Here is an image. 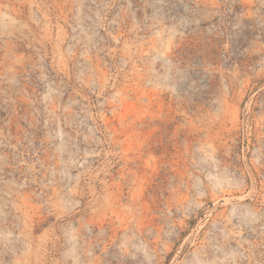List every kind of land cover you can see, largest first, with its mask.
<instances>
[{
  "label": "rangeland",
  "instance_id": "374dc122",
  "mask_svg": "<svg viewBox=\"0 0 264 264\" xmlns=\"http://www.w3.org/2000/svg\"><path fill=\"white\" fill-rule=\"evenodd\" d=\"M0 264H264V0H0Z\"/></svg>",
  "mask_w": 264,
  "mask_h": 264
}]
</instances>
